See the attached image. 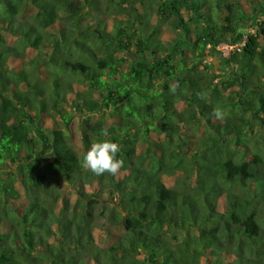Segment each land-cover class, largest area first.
Wrapping results in <instances>:
<instances>
[{"label":"trees","instance_id":"16d2710c","mask_svg":"<svg viewBox=\"0 0 264 264\" xmlns=\"http://www.w3.org/2000/svg\"><path fill=\"white\" fill-rule=\"evenodd\" d=\"M215 79L264 125V0H0V264H264V150ZM102 139L115 176L82 166Z\"/></svg>","mask_w":264,"mask_h":264},{"label":"rangeland","instance_id":"374dc122","mask_svg":"<svg viewBox=\"0 0 264 264\" xmlns=\"http://www.w3.org/2000/svg\"><path fill=\"white\" fill-rule=\"evenodd\" d=\"M109 1L110 0H107V2H109ZM250 5L251 4L248 2L246 4V7L248 8V7H250ZM247 28L249 29L250 27H247ZM174 31L175 32L177 31V27L173 24H168L166 27V35L168 37H172L174 35L173 34ZM14 41H15V39L12 38L11 42H14ZM219 52H220V50H219ZM219 52H215L213 55H211V56L209 55L207 57V63L209 64V67L211 68L210 74H215V73H217V71H224L225 70V66L222 62V58H221ZM221 55H224L223 51H222ZM214 82L220 86V89L222 91V95L225 98V101H223V106H226L225 110H224L225 113H231V115H233V116H239L240 115L243 119L245 118L248 121H250L249 123L248 122L246 123L247 125H245V130H244L245 132H248L247 133L248 138L245 140V142H247L249 145V149H247V150L250 152L256 151V150H264V125L260 126V120L252 117V114L250 112L245 111L243 109H239L238 107H236V106L234 107L232 105L233 101L230 98L229 93L233 89H235V90L238 89V86L234 85L232 87L231 85H227V84L224 86L221 83H219L218 79H215ZM231 109H233V111ZM102 112H103L104 116L107 117L110 114V109H105V110L102 109ZM74 121H77V123H78L79 120L77 117H75ZM250 124H252V125H250ZM258 127H259V130H257ZM185 132L190 135L189 140L187 142H188L189 149L193 148V151L191 152V155H193V153L195 152L194 150H195L196 146L199 147L200 144L203 143V140H206L209 136L208 132L206 131V124L204 122H200V123L198 122L196 125H192L191 127L187 126ZM161 137H163V136H161ZM164 137H165V135H164ZM228 145H229L230 149H234V148H237V149L244 148L245 149L246 148V146L244 144L239 145V146L236 145L233 140L229 141ZM170 146L174 147V144L170 145ZM188 147H185V148H188ZM144 151H145V148H139V150L137 151V155L141 156V154L144 153ZM191 155H189L190 156L189 160L185 161V165L186 166L189 165L188 166L189 168H191V165H192L191 162H193V160L195 159L194 157H191ZM193 165H195V164H193ZM185 168H187V167H185ZM185 168L182 171V175L187 174ZM178 176H180V175H178ZM175 180H176V176L174 175L173 183L176 184L177 188H185L187 186L190 187V185H188V184L182 185L183 181H181V180L180 181L176 180V182H175ZM190 182H192V179H190ZM193 182H194V180H193ZM97 188L98 187L96 185L88 186L87 192L93 193L94 191H96ZM234 189L236 191L240 192L239 187L235 186ZM74 196L80 197L79 194L76 192L74 193ZM107 202H112V200L110 198H107ZM175 234L179 235V236L181 235L180 233L177 234V232H173L172 234H170L169 237H171V240L173 241L174 245L177 244V241H179L174 237ZM104 236H105V233L102 230L97 232V237H104ZM248 242H250V241L248 240ZM261 245L264 247V235L261 239Z\"/></svg>","mask_w":264,"mask_h":264},{"label":"clouds","instance_id":"9594fccd","mask_svg":"<svg viewBox=\"0 0 264 264\" xmlns=\"http://www.w3.org/2000/svg\"><path fill=\"white\" fill-rule=\"evenodd\" d=\"M103 136L110 134L107 129L102 130ZM120 146L109 139H102L93 143L84 154L82 166L90 170L94 175L100 176L105 173L115 176L123 167V160L118 158Z\"/></svg>","mask_w":264,"mask_h":264},{"label":"built area","instance_id":"2783aa9c","mask_svg":"<svg viewBox=\"0 0 264 264\" xmlns=\"http://www.w3.org/2000/svg\"><path fill=\"white\" fill-rule=\"evenodd\" d=\"M248 32L252 33V32H255V30L253 28H249ZM246 40H247V35L245 34L239 42L232 43L230 41H223L219 45L216 46V49H218V51L220 50L219 52L220 54L223 51L224 55H221V56H228L231 54L232 51L240 50L241 47L246 44ZM210 46L211 45L209 44L208 47Z\"/></svg>","mask_w":264,"mask_h":264}]
</instances>
